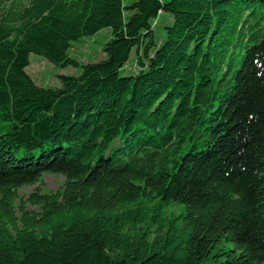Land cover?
Returning a JSON list of instances; mask_svg holds the SVG:
<instances>
[{
	"label": "trees",
	"instance_id": "16d2710c",
	"mask_svg": "<svg viewBox=\"0 0 264 264\" xmlns=\"http://www.w3.org/2000/svg\"><path fill=\"white\" fill-rule=\"evenodd\" d=\"M0 264H264V0H0Z\"/></svg>",
	"mask_w": 264,
	"mask_h": 264
},
{
	"label": "rangeland",
	"instance_id": "374dc122",
	"mask_svg": "<svg viewBox=\"0 0 264 264\" xmlns=\"http://www.w3.org/2000/svg\"><path fill=\"white\" fill-rule=\"evenodd\" d=\"M168 2L170 0H163ZM127 3L131 0H126ZM173 23V17L170 14L164 13L159 17L155 26L159 41L162 42L165 39V27ZM111 38V31L109 29L102 30L96 35L91 37H85L79 41L73 42V48L71 49V55L76 58L80 63H97L105 59L103 49L105 44ZM30 65L26 69V72L31 76L34 82L45 88H60L61 82L59 76H77L79 70L74 67H68L61 69L56 67L46 59L36 55H30ZM136 51L134 50L131 54L130 60L127 65L122 69V76H130L137 74L139 68L135 64ZM3 131V130H2ZM64 178L57 175L45 174L42 178L41 186L44 192L58 191L64 183ZM39 185L34 187H25L19 190V195L24 197V200L37 188Z\"/></svg>",
	"mask_w": 264,
	"mask_h": 264
}]
</instances>
